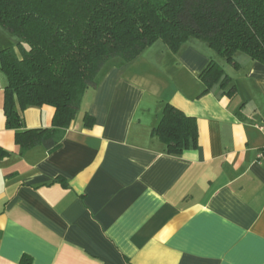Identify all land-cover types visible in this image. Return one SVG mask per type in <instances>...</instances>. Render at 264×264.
Here are the masks:
<instances>
[{"label": "crops", "instance_id": "crops-1", "mask_svg": "<svg viewBox=\"0 0 264 264\" xmlns=\"http://www.w3.org/2000/svg\"><path fill=\"white\" fill-rule=\"evenodd\" d=\"M212 61L228 79L206 91ZM234 61L193 38L109 62L51 153L21 152L0 71V264H264V64ZM167 104L196 119V148L153 134ZM20 113L52 128L51 106Z\"/></svg>", "mask_w": 264, "mask_h": 264}, {"label": "trees", "instance_id": "trees-1", "mask_svg": "<svg viewBox=\"0 0 264 264\" xmlns=\"http://www.w3.org/2000/svg\"><path fill=\"white\" fill-rule=\"evenodd\" d=\"M0 28L19 38L0 50V71L7 128L23 153L57 150L105 66L131 62L157 42L178 53L195 38L232 64L238 53L264 64V0H0ZM201 79L208 91L228 77L212 61ZM43 106L55 110L52 128L23 130L20 111ZM93 124L87 115L85 126ZM153 134L171 155L198 146L196 119L171 104ZM8 155L0 148V159Z\"/></svg>", "mask_w": 264, "mask_h": 264}, {"label": "rangeland", "instance_id": "rangeland-1", "mask_svg": "<svg viewBox=\"0 0 264 264\" xmlns=\"http://www.w3.org/2000/svg\"><path fill=\"white\" fill-rule=\"evenodd\" d=\"M18 41H19V38L17 36L12 35L4 28L0 29V50L12 44H14L13 46H16ZM1 46H4V47H1Z\"/></svg>", "mask_w": 264, "mask_h": 264}, {"label": "built area", "instance_id": "built-area-1", "mask_svg": "<svg viewBox=\"0 0 264 264\" xmlns=\"http://www.w3.org/2000/svg\"><path fill=\"white\" fill-rule=\"evenodd\" d=\"M259 129L264 133V127L263 126L259 127ZM263 155H264V151L262 152L261 156H263Z\"/></svg>", "mask_w": 264, "mask_h": 264}]
</instances>
